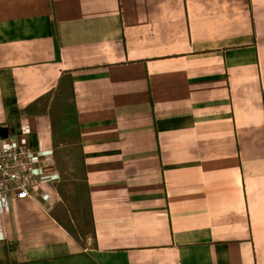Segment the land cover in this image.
<instances>
[{
	"label": "crops",
	"instance_id": "obj_1",
	"mask_svg": "<svg viewBox=\"0 0 264 264\" xmlns=\"http://www.w3.org/2000/svg\"><path fill=\"white\" fill-rule=\"evenodd\" d=\"M68 84L92 241L58 213ZM35 153L0 205V264H264V0H0V147Z\"/></svg>",
	"mask_w": 264,
	"mask_h": 264
},
{
	"label": "rangeland",
	"instance_id": "obj_2",
	"mask_svg": "<svg viewBox=\"0 0 264 264\" xmlns=\"http://www.w3.org/2000/svg\"><path fill=\"white\" fill-rule=\"evenodd\" d=\"M40 104L38 109H49L52 117L55 165L59 175L57 210L60 220L81 244L87 239L91 242L93 230L69 85L57 89Z\"/></svg>",
	"mask_w": 264,
	"mask_h": 264
},
{
	"label": "built area",
	"instance_id": "obj_3",
	"mask_svg": "<svg viewBox=\"0 0 264 264\" xmlns=\"http://www.w3.org/2000/svg\"><path fill=\"white\" fill-rule=\"evenodd\" d=\"M37 175L35 153L24 145L0 147V205L8 198L32 197Z\"/></svg>",
	"mask_w": 264,
	"mask_h": 264
}]
</instances>
